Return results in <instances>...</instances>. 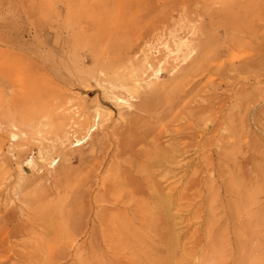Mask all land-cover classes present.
<instances>
[{
    "label": "rangeland",
    "instance_id": "374dc122",
    "mask_svg": "<svg viewBox=\"0 0 264 264\" xmlns=\"http://www.w3.org/2000/svg\"><path fill=\"white\" fill-rule=\"evenodd\" d=\"M227 2L0 0V264H264V54L257 65L247 62L255 51L241 46L214 58L213 46L232 36L218 19ZM175 30L194 31L192 56L170 60L150 85H136L130 67L141 68L148 46ZM258 47L263 53L264 44ZM161 50L152 53L153 65ZM175 77L194 87L175 119L163 122L180 133L159 142L183 137L181 167L172 169L178 177L190 176L193 158L199 166L194 185L170 183L181 194L180 211L174 203L167 212L129 215L120 233L109 222L126 217L99 215L102 206L87 193L74 225L68 209L76 181L63 169L78 170L83 189L99 193L113 159L109 147L99 151L101 142L113 141L154 88L172 90ZM209 100L214 106L202 111ZM97 108L98 126L75 146Z\"/></svg>",
    "mask_w": 264,
    "mask_h": 264
},
{
    "label": "bare ground",
    "instance_id": "6f19581e",
    "mask_svg": "<svg viewBox=\"0 0 264 264\" xmlns=\"http://www.w3.org/2000/svg\"><path fill=\"white\" fill-rule=\"evenodd\" d=\"M228 2L225 12L222 13L223 15L218 16L217 14L216 16H218L224 28L231 32L232 36L223 45L219 42V39H215L219 43L213 46V49L217 50L214 58H217L216 55L220 51L241 46L255 51L248 56L252 57L247 62L256 63L257 65L261 62L257 56L264 54V52L260 53L261 48L258 47L264 44V0H228ZM213 14H211V19ZM212 25H214L213 21ZM193 32V30H190L189 35L185 37L180 36L179 30L171 31L169 38L165 42H161L163 55L154 65L149 59L153 52L160 51V46L149 45L143 59V66L141 68L130 67L132 81L136 85L142 86L145 83L150 85L154 79H158L162 75L163 66L168 64L170 60L177 63L185 62L192 56L194 51L190 40V35ZM247 35H250L251 38H248ZM252 38H254L256 45H254ZM147 72H149L147 78H140L141 75ZM188 75L192 74L189 73ZM177 78L170 80L169 86L173 84L172 90H167L168 86L154 88V96L150 97L148 101L142 102L137 111L126 118L125 122L113 132V141L108 143L110 136H107V143L101 142L102 145L99 146V151L102 152L104 148L109 147L107 152L112 151L111 156L113 159L108 167V171H111V173L107 178L102 179V189L94 197L92 196L93 188L88 191L83 189V183H81L82 173L78 170L63 169L69 172L72 182L76 181L70 192L68 209L70 220L75 221L74 225L77 224L79 214L85 212L81 201L87 193L92 198L91 200L102 206L98 212L99 215L107 214L109 211L113 215L126 217L123 221L109 222V224H114V229L120 233H126L129 229L131 221L129 215L142 217L148 211L152 214H154V211L167 212L170 205L174 203L176 204V210L180 211L181 194L172 193L170 183L180 182L185 183L187 186L194 185V183H197L199 166L196 159L193 158L189 165L190 176L178 177V174L172 172V169L175 170L181 167V158H184V154L181 153L183 147L178 140L183 137L173 136V141L168 145L159 142L160 137L165 133H180L179 128L173 129L170 124H163V122L167 119L169 121L175 119L173 117L175 109L182 104L184 98L192 92L194 87V85H192V88L187 87L188 84H185V79L180 80ZM120 87L125 88L124 85ZM112 98L117 104H128L129 102V97L124 98L114 95ZM213 106L214 102L209 100V103L201 107V110H211ZM101 116L102 112L97 108L93 124L87 129L86 135L75 140V146L83 145L90 138L91 133L98 126ZM153 117L157 120L150 122ZM210 128L211 126L208 129ZM189 137L192 139L190 145L195 147L197 144L193 140L194 137L192 135ZM114 145L115 149H112ZM41 157L44 158L43 155ZM80 159L90 162L94 159V156H81ZM57 161L56 158H52L50 164L55 166ZM27 164L33 165V159H29ZM87 180L88 177L85 176L84 181ZM107 205L110 206L104 208ZM101 225L104 227L107 224L102 223ZM106 230L110 232L109 229ZM104 238H106V235ZM98 244H101V242L98 241ZM99 246L101 245L95 246L94 244L92 249H97ZM165 260L162 259L159 262L163 263ZM108 264H115V260L109 261Z\"/></svg>",
    "mask_w": 264,
    "mask_h": 264
}]
</instances>
